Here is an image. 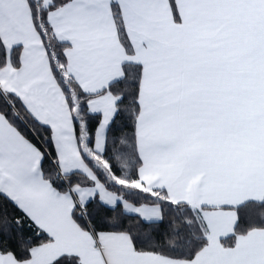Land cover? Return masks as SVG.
I'll return each instance as SVG.
<instances>
[{
    "label": "crops",
    "instance_id": "obj_1",
    "mask_svg": "<svg viewBox=\"0 0 264 264\" xmlns=\"http://www.w3.org/2000/svg\"><path fill=\"white\" fill-rule=\"evenodd\" d=\"M174 2L72 0L50 11L48 19L57 38L68 44V72L85 92L106 90L124 76L125 63L142 66L138 183L192 205L208 244L193 259H173L137 251L128 233L96 234L73 218L75 206L95 195L148 222L160 221L163 212L159 205L132 204L97 179L80 152L70 106L29 0H0V36L9 58L0 70L1 89L51 128L61 172H81L92 181L57 190L43 175L42 149L0 113V191L52 238L33 248L26 261L0 250V264H50L62 255L77 256L82 264H264V228L237 236L232 246L222 242L234 233L235 208L264 199V92L257 81L254 91L244 80L233 83V70L247 66L248 53H264V0ZM115 4L130 52L120 38ZM17 46L19 67L11 62ZM117 100L102 92L88 102L89 111L101 114L95 154L105 150Z\"/></svg>",
    "mask_w": 264,
    "mask_h": 264
},
{
    "label": "trees",
    "instance_id": "obj_2",
    "mask_svg": "<svg viewBox=\"0 0 264 264\" xmlns=\"http://www.w3.org/2000/svg\"><path fill=\"white\" fill-rule=\"evenodd\" d=\"M72 0H29L35 28L39 32L50 58L55 78L70 106L80 152L97 179L111 192L135 205H159L160 221H145L139 215L128 214L121 205L110 207L95 195L84 206L76 205L73 218L85 229L98 234L103 231L128 233L134 248L141 252L158 253L173 259L190 260L207 244L201 220L192 205L172 200L166 190L149 189L138 183L142 160L137 143L136 122L140 112L139 90L143 68L137 63L124 64V76L112 82L102 92H110L118 100L116 114L106 138L103 153L95 154L94 143L101 114L88 109L89 100L102 93L85 92L67 69L65 49L49 22V12ZM174 6V0H171ZM122 43L132 50L120 8L115 4ZM21 47L13 48L11 62L19 67ZM8 52L0 36V70L8 63ZM0 113L27 139L38 145L43 153L42 171L45 178L59 191L75 185L89 186L92 181L81 172L61 174L58 167L52 130L38 121L20 98L0 87ZM238 220L234 233L222 240L234 245L237 236L255 228H264V199L249 200L237 206ZM52 241L49 234L33 221L16 203L0 191V250L13 254L17 260L31 258L32 249ZM50 264H82L74 255H62Z\"/></svg>",
    "mask_w": 264,
    "mask_h": 264
},
{
    "label": "rangeland",
    "instance_id": "obj_3",
    "mask_svg": "<svg viewBox=\"0 0 264 264\" xmlns=\"http://www.w3.org/2000/svg\"><path fill=\"white\" fill-rule=\"evenodd\" d=\"M50 1L51 0H46V3ZM247 57L248 58L246 60L247 62L246 67H243L241 70H233L234 72L233 83H234V80L236 79L244 80L243 83L244 82L249 83L248 91H254L256 90L255 81H257L258 82V84L256 83L257 90H261L264 92V53H248ZM247 77H248V80H247ZM261 81H263V84ZM237 82L239 83L238 84L239 86L240 82L238 80ZM250 89H253V90H250ZM233 91H237L236 89H234V85H233Z\"/></svg>",
    "mask_w": 264,
    "mask_h": 264
},
{
    "label": "built area",
    "instance_id": "obj_4",
    "mask_svg": "<svg viewBox=\"0 0 264 264\" xmlns=\"http://www.w3.org/2000/svg\"><path fill=\"white\" fill-rule=\"evenodd\" d=\"M57 167H58V169H59V166L58 165H56ZM59 171H60V169H59ZM60 173L62 174V172L60 171ZM69 190H72V187H70L69 188Z\"/></svg>",
    "mask_w": 264,
    "mask_h": 264
}]
</instances>
